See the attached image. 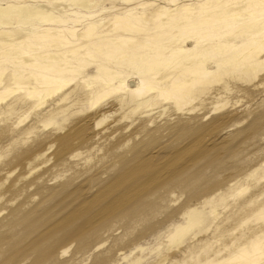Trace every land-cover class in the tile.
Segmentation results:
<instances>
[{
    "label": "bare ground",
    "instance_id": "obj_1",
    "mask_svg": "<svg viewBox=\"0 0 264 264\" xmlns=\"http://www.w3.org/2000/svg\"><path fill=\"white\" fill-rule=\"evenodd\" d=\"M69 1L68 4L58 0H31L30 2L27 0H18L17 2L9 0L3 3L0 2V84L4 77H2V74H6L7 82V85H0V102L14 95L13 100L0 107V115L4 117L1 121L6 122L9 120L8 115L17 113V110L21 107L27 106L28 109H31L37 102L56 94V97H52L50 100L52 104H49L50 108L47 106L48 109L42 108L38 113L35 112L36 115L33 119L26 126H22L23 128L21 127L20 130H14L8 121V123L0 125V187L5 184L6 180H9V185L14 188L23 178H27L34 171L46 167L50 159L55 157L50 167L43 169L19 189L34 186L35 192L43 196L44 202L56 200L62 209L75 202L74 208L68 209L64 216L55 221L50 227L44 223H37L39 226H45L44 235L35 237L29 242H26V234L33 231V225L27 223L26 231L23 233L14 232V225L20 220V208L18 205L10 207L8 216L2 218L1 221L0 264L14 263L18 253H25V256H27L32 252L35 255L30 264H63L55 261L54 252L56 243L60 241L59 238L64 236V231L71 234V240L68 241H75L76 250L83 252L86 251L89 239L94 238L98 242L103 239H101L102 232L112 234L114 227L121 226L124 232H129L136 226H141V229L148 232L158 224V216H165L168 197L171 195L170 193L176 190L185 195L186 200L183 211L187 220H185L184 225L178 224L175 226L168 239L172 245L179 246L191 229L202 222L197 209L194 208L195 206L190 205L191 202L195 199H202L200 195L205 196L210 189L221 188L226 179L220 178L224 183L222 181L218 183L212 181V173L222 170L223 163L219 153H212L211 150L217 143L216 140V143L214 141L215 136L212 129L215 127H213V124H223L227 116L225 117L224 114L213 117L210 121L211 125L208 124L209 126L206 127V130L209 131L206 132V124L201 121L200 115L184 116L182 114L189 106L190 108L187 111L206 109L212 103L208 100L212 97V93L209 92V89H212L210 85L217 82L219 84L215 85L218 87L215 90L225 88L229 83V79H221V76L226 75L234 66L244 64L243 69L245 72L237 77L244 80L248 78L249 82L264 71V23H258L260 18L257 17L260 14L264 16V0H217L218 3L214 0H184L177 6L181 13H174L171 6L159 5L156 4V1H148L141 5V8L152 5L155 7L148 13L144 10L141 12L132 11L136 7L128 8L127 6L132 0H117L120 2L121 7L119 8L120 11L114 12L113 8L116 7L113 4L114 0H108L110 7L107 8H112L113 11L109 12L108 15L111 16L106 19V23L99 26L95 22L97 19L94 20L93 13L82 15L92 17L93 20L88 19L89 21L85 26L81 30L79 29L80 32H77L76 28L73 27H55L57 24L68 23L71 20L69 15H65L68 7L77 6L87 9L91 7L90 5H93V7L97 6L99 12L107 8L101 4L102 0ZM169 1L173 2V0ZM122 10L128 11L129 14L131 12L138 24L136 25L129 20L127 12H124L125 15H121ZM172 15L178 17V19L175 20ZM100 18L98 17V19ZM145 18L152 21V27L145 28L143 26L142 23ZM211 18L218 21L226 18L232 20L240 18L241 22L234 34L243 33L244 35V31H248L249 34L244 35L245 38L240 43L220 40L204 41L198 35H194L191 37L194 45L190 47H187L185 39L175 41V36H172V41L168 42V46L179 50L185 49V51H178V54L171 51L169 55L172 54V57L168 55L167 58L157 55L156 47L159 45L152 40V37H155V35H161L163 38L169 36L168 31L159 30L164 22L171 23L172 26L179 23L180 26L184 21L207 22ZM13 19L16 21H13ZM29 20L38 22L40 28H42L33 36H29L30 30H26L21 26ZM14 22L17 25H13ZM107 25L113 27V33L100 34L97 30L98 27L104 28ZM185 28V26L177 27L173 34L175 35ZM172 29L174 27L167 28V30ZM131 34H146V38L140 40L137 37H131ZM89 42L93 44L90 46ZM117 45L121 46L123 53L127 54L128 58L117 61L115 64L118 68L122 65L126 66L127 70L128 67L131 68L130 70L133 71L131 75H122L121 72L116 73L115 70H110L104 63L93 58L100 52L112 54ZM106 48H109V51H104ZM148 54H151L152 57L147 58ZM133 55H138L139 58L134 59ZM210 56H218L215 61L219 62L217 63L218 66L225 65L227 67L230 64L233 67H227L226 71H218V68L211 70L210 64H208ZM8 57H11L16 64V67L9 71H7L8 67L2 64ZM217 65L216 67H218ZM18 66L26 68L19 69V72ZM92 66L97 69L98 73L88 76L85 74L80 78L76 77L77 74L74 72L77 67L86 70ZM132 78L137 81L130 86L128 82ZM79 79L82 80L78 81ZM257 83L263 85L264 76L258 78ZM255 84H253L254 87ZM21 89L23 90L20 92ZM196 90L200 94V98L198 102H195V105H192L194 100L192 93ZM110 94L113 95L112 98L118 105L116 110L123 112L118 114V117L114 118L106 125L107 127H103L100 131L94 132L93 128L97 129L102 125L109 113L103 112L98 117V111L92 110L86 113H76L77 115L73 116L69 113L66 114L64 119L66 125L73 124V127L61 136L49 137V134L36 132L38 123L54 111H65L87 99L98 102L100 98L103 100ZM100 104L102 105V103ZM219 104V106L213 104L211 108L217 110V107L221 108L224 105L223 103L222 105ZM154 108L160 109L151 112ZM129 115L130 118L133 116V119L139 121V127H136L137 130L134 133L141 136L140 140L136 139L137 142L134 146L132 145L134 153L129 157L128 151H126L127 148H125L123 152H127L128 157L123 155L125 153L121 152L119 154V151L117 153L118 148H120L119 141L118 143H111L108 152L117 158L115 162L119 167L109 179L104 181L100 180V175L96 174L97 171L92 173V170V174H89L90 169H81L82 162L74 159L79 155V151L74 152L75 149H72V147L79 145L81 147H85V145L93 147L94 143L97 144L103 138H107L103 132L118 128L117 124L121 119L126 120ZM263 121L264 107L261 108L253 120L252 130L256 131L262 127ZM132 122L134 121L132 120ZM163 130H170V134L173 136V141H170L171 144L166 141V145L161 146L160 139H162L161 132ZM124 139H126L125 136ZM134 140L130 139L132 142ZM167 144H170L172 150L163 152V155L160 154L161 156H159L161 150L165 147L168 149ZM222 145L219 144V147H222ZM216 147L213 148L214 151H216ZM53 148L55 151H53ZM119 150L121 151V149ZM52 151L54 152L53 157H49ZM86 160L85 158L83 161L87 162ZM21 164L25 165L27 173L24 175L18 173L13 177L16 166ZM243 166L244 164L234 165L231 170L243 172ZM106 167H109V165ZM51 171H53V176L49 174ZM69 171V175L64 174V180L58 188L48 185L50 179ZM102 171L103 167L100 173ZM46 172H48V176L44 175ZM86 172H88L87 180L89 184L93 183L95 185L97 183L98 185H95V190L88 197L87 195L84 196L85 193L83 195L82 190H80L82 186L79 188L78 185L79 189L77 187V189H71L74 186L75 179L83 176ZM19 189L14 190V192L19 194L17 192ZM2 196L3 193L0 192V199ZM222 196L220 195V198ZM79 198L80 201L77 203ZM208 201L209 198L206 195L202 203L205 205ZM41 209V206H38L33 211L36 212ZM262 210H264L263 186L260 190H253L246 197L232 203L229 210L222 213L216 235L225 239L230 238L233 229L236 228H233L232 225H241L244 222H241V220L249 213L252 214V212L257 211L258 218L263 221ZM250 223L249 227L246 228L248 236L261 238L264 232V222L260 225L254 222L256 225L253 226ZM137 229H140V227ZM234 235H237V233ZM234 235L231 239L234 238ZM230 240H225V242L228 243L227 241ZM116 241L119 242V240ZM193 243L187 242L185 248H181L182 253H189L193 250V247L201 248V245L197 246ZM261 245L262 243L257 242L251 252L245 250L232 258L215 260L213 264H264V249ZM62 251L67 250L63 249ZM98 257L95 256V258Z\"/></svg>",
    "mask_w": 264,
    "mask_h": 264
},
{
    "label": "rangeland",
    "instance_id": "obj_2",
    "mask_svg": "<svg viewBox=\"0 0 264 264\" xmlns=\"http://www.w3.org/2000/svg\"><path fill=\"white\" fill-rule=\"evenodd\" d=\"M4 1H9V0H0L1 3H3ZM11 1L17 2L18 0H11ZM27 1L30 2L31 0H27ZM47 1H54V0H47ZM58 1H64L66 4H68L70 2L69 0H58ZM93 1H99V0H93ZM148 1H156V4L171 6L174 13H181L178 10L177 6L179 5L180 2H182L184 0H173V2H171L169 0H132L131 2H129L127 4V6H128V8L136 7L135 9H132V11L141 12L144 10L146 13H148L153 8H155V7H153V5L141 8V5L143 3L148 2ZM192 1H195V0H192ZM214 1L216 3H218L217 0H214ZM101 4L106 6V8L108 6L110 7L108 0H102ZM113 4H115V6H116L115 8H113L114 12L120 11L119 10V8L121 7L120 2L117 0H114ZM90 6L91 7L87 8V9H84L82 7H77V6L76 7H72V6L68 7L65 15H67V16L69 15L72 21L69 20L68 23L66 22V23L57 24L55 27L56 28L73 27V28H76L77 32H80L81 28H83L89 20H93L92 17H85L82 15H87V14L93 13L94 14V20L97 19L95 22L98 23L100 26V25H103L104 23H106V19L110 18V16H111V15H108L109 12L113 11L112 8L111 9L107 8L106 10L99 12L97 10V6H95V7H93V5H90ZM124 12H127L128 18L131 22H134V24H136V25L138 24L136 22L135 17L131 14V12L129 14L128 11L122 10L121 15H125ZM172 16L175 20L178 19V17H174V15H172ZM98 17H101V18L98 19ZM257 17L260 18L258 23H260V24L264 23L263 22L264 16H262V14L257 15ZM246 18H248V17H246ZM214 19L215 18H211L212 21L209 20L207 22L184 21V22H182V24H180V26H185L186 28L180 30L177 33L178 35L177 34L174 35L173 32L176 30L177 27H180L179 23L175 26H172L171 23L164 22L163 25H161L159 27V30L162 29L160 31H163V30L168 31L169 36L166 38H163L161 35H157V36L155 35V37H152V40L157 42L158 43L157 45H159L156 47V49L158 51L157 55L166 57L169 55V53L171 51H173L176 54H178L181 51H185V49L179 50V49H174L173 47L168 46V42L170 43L172 41V38H171L172 36H175L174 37L175 41H181L182 39H185V41H187V47H190L191 45H194V41L191 38L194 35H198L199 37H201L200 39H203L204 41L220 40V41H227L230 43H240L241 40L244 39L247 34H249L248 31H244L245 36L243 35V33L234 34V31H236L238 29V26L241 22L240 18L235 19V20L226 18V19L221 20V21L214 20ZM13 21H16V20L13 19ZM29 21L26 22L25 24H21V26H23L26 30H30L28 33L29 36H33L35 33L42 30V28H40V24L38 22H36V21L34 22L33 20H29ZM151 23H152V21L145 18L142 24L145 28H150L153 26V23L152 24ZM13 25H17V23L14 22ZM171 26L174 27V29L167 30V28L171 29L172 28ZM17 27H20V26H17ZM111 28H112V30H111ZM97 30L100 32V34H103V33L108 34L109 32H110V34L113 33V27L110 25H107L104 28L98 27ZM105 32H107V33H105ZM202 34H204V35H202ZM131 37H137L138 39L143 40L144 38H146V34L145 35H143V34H141V35L131 34ZM182 37H184V38H182ZM91 42H93V41L91 40ZM91 42L88 43V44H90V46L93 44ZM126 43H128V42H126ZM108 49L106 48V50H104V51H109ZM127 56H128L127 54L123 53L121 46L117 45L115 48V51L112 54L109 55V53H107V52L105 54L103 52H100V53H97L96 57H93V58H96V60L98 62L104 63L107 67H109L110 70H115L116 73L121 72L122 75H127V74L131 75L133 72L132 70H130L131 68L128 67V70H127V67L123 66V65H122L123 67L121 66L120 68H118L117 65L115 64L117 61L125 60L126 58H128ZM147 56H148L147 58L152 57L151 54H148ZM169 56L172 57V54H170ZM133 57H135L134 59L139 58L138 55H133ZM217 57L210 56L208 58V60H209L208 64H210L211 70L218 68V71H226L227 67H233L230 64L227 67H225V65L218 66L217 63H219V62H215ZM12 60L13 59L11 57H8V59L2 63L6 67H8L7 71L16 67V64ZM73 65H74V63H73ZM216 65L218 67H216ZM243 67H244V64H238V65L234 66L232 69H230L228 71V73L226 75H224L225 77L221 76V79H223V78L229 79V83L227 84V86L225 88H220L219 90H215L218 88L215 86L216 84L217 85L219 84L217 82L212 83L210 85V87L212 86V89H209L210 90L209 92L212 93V97L209 98L208 100L211 101L212 103L209 104L206 109H204L202 111H201V109H199L198 110L199 112L197 111V109L187 111L188 108H190V106H189V107H187V110H185L186 108L184 109L185 112L183 110L184 113L182 115H184V116H191V115H195V114L200 115L201 121L206 124L205 130H206V127L209 126L208 124H210V121L213 117L218 116V115L222 116L224 114H225L224 116L225 117L227 116V117H226L225 121H223L224 122L223 124L222 123H219L216 125L213 124L214 125L213 127H215L214 129H212L213 134L215 136L214 141L215 140L217 141V143L215 141L216 144L214 145V147H216L217 144L218 145L215 149L216 151L213 150L214 147L211 150L212 153H215V152L219 153L220 158L222 159V163H223L222 167L223 168L226 167L224 169L222 168V170H219L218 172L214 171L217 174L212 173V175H211V176H213L212 181L213 182L215 181L217 183L220 181H222V183H224V181H225V184L221 185V188H219V189L214 190V188H213V190L210 189L208 191V193H206L207 197L209 198V201L206 202L205 205H204V203H202V201H203L204 197H206V195L205 196L200 195V197L202 199H199V200L195 199L193 202H191L190 205L195 206V207L194 206L193 207L197 209L202 222L197 227H194L193 229H191V231L182 239V243L176 247V246L172 245L168 239V238H170L172 232L174 231L175 226H177L178 224L184 225V223L186 222L185 220H187L186 214L183 211V207L185 206V200H186L185 195L182 192L176 190V191H173L172 193H170L171 195H169V197H168L169 200L166 203L167 206H166V210H165L166 214H164L165 216H163V215L158 216V220H159L158 224L154 226L155 228L148 230V232H147V230L141 229L142 228L141 226H136L133 230H131L129 232H124V230L122 229L121 226L119 227L118 225H116V226H118V228L114 227L112 230L113 231L115 229L116 230L114 232L111 230L112 234L111 233L110 234L103 233V232L101 233L102 234L101 239L102 238L103 239L98 241L99 244L97 241L94 240V238L89 239V241L87 243V248L85 249L86 251L83 252V251H77L76 250L75 241H70V242L68 241V240H71V238H70L71 234L67 233L68 231H64V236L59 238L60 241H58L56 243L55 252H54V259L56 262L63 263V264H172L174 262L176 264H213V262L215 260L232 258L236 255H239L242 251H245V250L248 252H251V250L253 248H255L254 246L257 242L262 243L261 247H262V249H264V232L262 233L261 238L255 237V236L250 237V236H248L249 234L246 230V228L249 227V223L251 221H252L251 222L252 224L250 223V225H252V226L256 225V224H254V222L257 223L258 225H260L261 223L264 222V219L262 221L261 218L260 219L258 218L259 214L257 213V211L252 212V214L249 213L248 214L249 216L246 215L245 218L243 220H241V222L244 221L241 225H239V226L232 225V226H234L233 228H235V227L236 228L233 229V231H232L233 234L231 235V237L237 233V235H234L233 239H231V237L225 239L223 237L216 235V232L220 226L219 222H220L222 213L227 212L232 203L238 201L239 199L246 197L253 190H260L262 188V186L264 187V123H263V126L260 127L256 131H253L252 127H251L253 120L256 118V116L260 112L261 108L264 107V84L258 85V83H257L258 78H260L261 76H264V71H262V73L260 72L259 73L260 75H258L257 78H255V79H253V81L249 82L248 78L244 80L242 78L238 79V77H237L241 73L245 72ZM24 68H26V67L21 68L18 66V71L20 72V70H22ZM74 73L77 74V76H76L77 78H80V76H82V75L86 74L88 76L90 74H96V73H98V71L93 66L86 69V70H84L83 68L81 69L80 67H77L75 69ZM5 75L6 74H2V77L3 76L4 77H3L2 83L0 84L1 86L7 85ZM133 77H134V75H133ZM128 78H130V77H128ZM81 80L82 79H79L78 81H81ZM136 81H137L136 79L132 78L129 80L128 84L130 86H132V84H135ZM3 82H4V84H3ZM254 83H256L255 87L253 86ZM1 86H0V89H1ZM22 90L23 89H21L20 92ZM214 90H215V92H214ZM18 93H19V91L17 92V94ZM197 93H198L197 90L192 93V96H194V100L192 101V105L193 104L195 105V102L199 101L198 99L200 98V96H199L200 94L199 93L197 94ZM13 96L11 95V97L9 96L6 100L0 102V107L3 106V104L13 100L14 99ZM206 96H207V94H206ZM52 97L53 98L56 97V94L53 96H49V97L37 102V104H35L33 106V108H31V109H28V107L25 106V107L19 108V110H17V113H13L11 115L7 114L8 119H9L7 121L9 122V124H11L13 126L14 130H16V129H17L16 131L20 130L21 127L26 126V124H28L31 121V119H33V117L36 115V113H38L39 111L42 110V108L46 109L47 106H48V108H50V105H52L51 101H50L52 99ZM112 97H113V95L110 94L107 97H105L103 100H102V98H100L99 99L100 101H98V102L91 101L90 99L89 100L87 99V100L82 101V103H80V104H76L77 107H76V105H74L75 107L71 106V107H69L70 109L68 108L65 111H56V112L54 111L53 113L47 115L44 119H42L38 123L37 128H36V132L39 134H42V133L43 134H49L48 135L49 137L61 136L65 133H67L68 130L71 127H73V124H70L68 126L66 125V123L64 121L66 114L69 113V114H72V116H73V115H77L81 112L86 113V112H89L92 110L98 111V113H97V115H99L98 117H100V115L103 112L109 113V115L107 117L108 119L106 118V120L102 123V125L97 127V129L93 128L94 132L100 131L101 129H103V127L105 128L106 125H108L112 120H114V118L118 117V114H121V112H123V111L120 112L119 110H116V109H118V105H117L116 101H114V98H112ZM105 99H107V100H105ZM18 101L20 102V100H18ZM225 101H227L226 102L227 104L225 103ZM21 103H22V101H21ZM100 103H102V105ZM219 103H221V105H222V103L223 104L225 103L226 105L225 104L222 105L221 106V108L223 107L222 109L220 107L219 108L217 107V110L211 108L213 106V104H218L217 106H219L220 105ZM98 104H100V105H98ZM165 107H167V106H165ZM74 109H75V111H74ZM158 109H160V108H154L153 111H151V112H156V111H158ZM127 117H128V119H126V120L121 119L119 124H117L118 128H116L114 130H107L108 132L105 131L108 135L105 132H103L105 134V137H107V138L106 139L103 138V140L98 142L97 144L94 143L93 144L94 148L91 145H90L91 147H89V146L87 147V145H85V147H83V146L81 147L80 145L72 147V149H75L74 152L79 151L78 153L80 156L78 155V156L74 157V159H75V161L78 160V161L82 162L81 169L82 168H83V170L85 168L90 169L89 174L91 173L92 170H93L92 173L97 171L96 174L98 176L100 175L99 176L100 180L104 181V180L109 179L116 172V170L119 167V166H117L118 165L117 162H115V160H117V158L113 157V155L108 152V147L111 143H118V141H119L118 144H119L120 148H118V150H117V153L119 151V154H121V152L125 153V152H123V151H125V148H127L126 151H128V153L127 152L126 153L128 154L129 157L134 153L133 152L134 151L133 146H134L135 142H137V140L139 141L140 140L139 138H141L140 135L134 133V131L137 130L136 127L137 128L139 127V124H138L139 121L133 119V116H132V118H130L131 117L130 115ZM3 118L4 117L2 115H0V125H2V123L7 122V121L3 122V120L1 121V119H3ZM228 118H231V119L227 120ZM12 120H13V122H12ZM75 120H77V119H75ZM132 120L134 122H132ZM226 121H229V122H226ZM64 125H65V127H64ZM217 125L219 126V128ZM216 126H217V128H216ZM62 127H64V128L60 129ZM205 130H204V132H205ZM208 131L209 130L207 129L206 132H208ZM132 132H133V134H132ZM131 135H133V136H131ZM135 135H137V136L135 137ZM121 136L123 137V140H122ZM124 136L126 139H124ZM161 137H162V139H160L161 146L163 144L166 145L165 144L166 141L170 144L173 141V138H172L173 136L170 134V130H163L161 132ZM129 138L132 141L135 139L134 142L130 141ZM124 140L125 141L128 140V141L125 142ZM124 144H126V145L124 146ZM170 144L169 145L167 144V145L169 147H171ZM219 144L220 145L223 144L222 147L220 146L221 148L219 147ZM122 145H123V148H122ZM223 146H224V148H223ZM169 147H168V149L165 147L166 149L164 148L163 149L164 151L161 150L159 153V156L163 155V152L171 151L172 147L171 148H169ZM119 149H121V151ZM53 151H55L54 148H53ZM53 151L49 154V157H53V153H54ZM211 152H210V154H212ZM126 153L123 155L127 156ZM107 155H109V156H107ZM105 156H107V157H105ZM100 157L101 158L103 157V158L101 159ZM85 158L87 159L86 160L87 162L83 161V160H85ZM88 159H90V160L88 161ZM1 160H3V159H1ZM54 160H55V157L51 158L50 161L46 164V167H43L39 171H34L32 174L28 175L27 178L26 177L23 178V180H21L19 183H17L14 188L9 185V183H8L9 180H6L4 182L5 184L3 183L4 185L0 187V192L3 193V196L0 199V228H1L2 218H4L5 216H8L10 207H16L18 205L20 208L19 209V219L20 220L17 224L14 225V232H17L19 234L23 233L24 231H26V224L27 223L32 224L33 225V228H32L33 231L26 234V242H29V241H32L35 237L44 235V232L46 229L45 226H39V224H37V223H44L45 225L50 227L55 221H57L61 217H63L65 212L68 209L70 210L71 208H74L73 206L75 205V202H73V204H70L69 206H67V208H63V209L61 208V205L59 203H57L56 200H50L47 203L44 202V200L42 198L43 196L41 194L35 192L34 186L23 188L24 191H23V189L22 190L19 189V188H22V186L25 183H28L34 176H36L43 169L45 170L47 167H50ZM99 161H100V163H99ZM94 164L96 166L98 165V167L96 168V166ZM239 164L240 165L244 164V166H243L244 171L243 172L242 171L235 172V171L231 170V167H233L234 165H239ZM108 165H109V167H106ZM90 166H92V167H90ZM100 166H101V168H100ZM102 167H103V171H102V173H100L102 170ZM52 172L53 171H51V173L49 172V174H51L53 176ZM18 173L22 174V175L27 173V169H26L25 165H23V164L17 165L16 171L13 173V177L15 175H17ZM225 173H226V175H225ZM229 173L230 174L232 173V174L228 175ZM64 174L69 175L70 171L63 173V175H60L58 177H54V178L50 179L48 181V185L51 187L58 188L59 184L64 180ZM87 174H88V172L83 174V176H79L78 178H76L74 181L75 182L74 186H72L71 189H77L78 187L80 188L82 186V188H80V190H82L83 195L85 193L84 196L87 195V197H88V196H91V194L95 190V188H96L95 185L96 186H98V185H97V183L95 185L93 183L89 184V181L87 180V176H88ZM44 175L48 176V172H46ZM13 177H11V178H13ZM220 178H222L223 180L225 178L226 179L223 181ZM226 181H227V183H226ZM92 185H94V186H92ZM15 188L19 189V191H17L19 194L14 192V190H16ZM216 188H218V187H216ZM32 193H34V194L32 196H29ZM220 195H223V196L220 198ZM200 197H198V198H200ZM78 201H80V198H79V200H77V203H78ZM38 206H41L42 209L34 212L33 210ZM211 207H212V209H211ZM167 210H169V211H167ZM170 210H172V211H170ZM171 212H173V213H171ZM167 213H169V214H167ZM261 215L264 216V210H262ZM216 220L218 221L217 223H216ZM41 221H44V222H41ZM139 227H140V229H137ZM138 230H141V231H138ZM140 232H141V234H140ZM116 240H119V242H117ZM225 240H230V241H227L228 243H226ZM241 240H242V243H241ZM187 242H189L191 244L194 242L195 243V244L193 243L194 245H196V244H197V246L201 245V248L193 247L192 248L193 250L190 251L191 253L187 252L186 254H184V253H182L181 248H185V244L187 245ZM94 243H97L96 244L97 246ZM63 249H66L67 251L63 252L62 251ZM88 249H89V251H87ZM213 249H215V250H213ZM164 253H165V255H164ZM34 255H35V253H33V252L27 256H25V253H23V254L18 253L14 259V263H6V264H30L33 260ZM100 255H102V256H100ZM95 256H97V257L99 256L98 257L99 259L95 258Z\"/></svg>",
    "mask_w": 264,
    "mask_h": 264
}]
</instances>
